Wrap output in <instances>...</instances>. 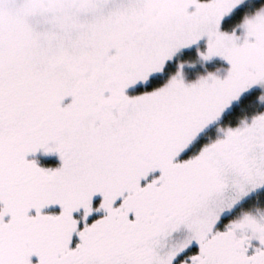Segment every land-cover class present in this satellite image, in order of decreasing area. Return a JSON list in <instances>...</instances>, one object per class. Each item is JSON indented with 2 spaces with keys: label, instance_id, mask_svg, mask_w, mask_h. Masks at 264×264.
Instances as JSON below:
<instances>
[{
  "label": "snow or ice",
  "instance_id": "1",
  "mask_svg": "<svg viewBox=\"0 0 264 264\" xmlns=\"http://www.w3.org/2000/svg\"><path fill=\"white\" fill-rule=\"evenodd\" d=\"M0 264H264V0H0Z\"/></svg>",
  "mask_w": 264,
  "mask_h": 264
}]
</instances>
